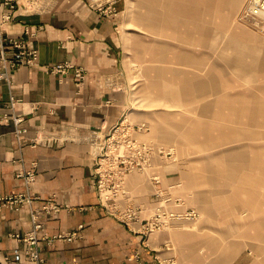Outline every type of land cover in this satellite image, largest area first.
I'll return each instance as SVG.
<instances>
[{
    "label": "rangeland",
    "instance_id": "1",
    "mask_svg": "<svg viewBox=\"0 0 264 264\" xmlns=\"http://www.w3.org/2000/svg\"><path fill=\"white\" fill-rule=\"evenodd\" d=\"M115 1L125 5L116 81L132 131L111 142L145 143L149 165L131 173L149 178L153 159V194L198 214L170 229L212 238L216 264H264V18L241 16L247 0ZM128 179L105 186L107 210L132 207L119 204Z\"/></svg>",
    "mask_w": 264,
    "mask_h": 264
},
{
    "label": "crops",
    "instance_id": "2",
    "mask_svg": "<svg viewBox=\"0 0 264 264\" xmlns=\"http://www.w3.org/2000/svg\"><path fill=\"white\" fill-rule=\"evenodd\" d=\"M34 4L30 6L36 10L27 12L20 2L2 26L10 37L35 48L38 58L36 66L13 71L9 85L0 82V195L35 198L17 212L1 209L0 262L14 250L26 260L25 245L12 236L28 232L31 210L49 202L57 210L39 216L46 235L67 234L79 225L82 230L70 241L41 242L43 264H216L212 238L202 241L199 234L170 229L179 220L197 219L198 214L179 204L169 206V194H153L151 175L157 172L153 159L149 178L130 173L124 181L127 192L119 204L138 209V222L123 223L113 217L98 195L97 143L122 125L128 103L126 91L116 81L122 68L120 24L125 5L115 0L101 6L91 0H35ZM4 12L0 7V20ZM61 62L84 70L80 84L71 76L60 81L45 70ZM13 116L22 117L19 128L26 138L38 136L41 143H17ZM26 172H31L33 181L18 177ZM159 186L162 189L160 182ZM190 211L195 217H177ZM154 220L157 228L148 231ZM201 247L207 248L204 254Z\"/></svg>",
    "mask_w": 264,
    "mask_h": 264
},
{
    "label": "built area",
    "instance_id": "3",
    "mask_svg": "<svg viewBox=\"0 0 264 264\" xmlns=\"http://www.w3.org/2000/svg\"><path fill=\"white\" fill-rule=\"evenodd\" d=\"M20 5V0H1L0 7L5 9V12L1 16L0 20V82H4L9 85L11 82V73L21 66H36L37 65V50L35 48H29L22 39L12 38L2 28L5 23L11 20L12 12ZM22 5V4H21ZM22 7H24L22 5ZM25 8V7H24ZM241 16L245 19L264 18V0H247ZM257 24V23H256ZM26 33V32H25ZM33 35V34H30ZM45 70L49 73L55 74L61 81L66 76H71L78 84H80L84 78V70L76 66L71 62H61L52 66H46ZM9 107H14V100H10ZM14 124L13 136L17 143L28 142L29 144L36 145L41 143V138L35 136L33 138H26L25 131L19 128V124L22 121V117L13 116ZM129 125H119L115 129L108 131L103 138L98 141L95 154V168L94 172L97 175L96 187L97 192L103 194L105 186H111L110 189L114 190V186L121 184L123 176L135 170H143L149 165V155L147 154L148 148L145 143L138 144L134 139H129L125 144L118 141L111 142L115 135L127 136L130 134ZM130 136V135H129ZM107 137V138H106ZM118 140V139H116ZM46 143V142H45ZM144 152L138 159L135 158V151ZM128 152L127 155H114L118 152ZM113 155H109V153ZM108 154V155H107ZM25 176L24 179L27 182L33 181L31 172H26L24 175L19 174L18 177ZM108 191V190H107ZM110 191V190H109ZM35 200L34 197L26 194H10L0 195V211L3 207H7L12 211H19L24 205L30 206ZM57 208L52 206L49 202H45L38 210H31L30 221L31 229L23 234H14L12 237L18 242H22L25 245L23 255L25 261L22 260L20 251L14 250L11 255H5L0 264H43V258L40 255L39 244L41 242H51L58 239L72 240L77 238L79 232L82 230V226L79 225L76 231H72L67 234H60L57 236H48L44 231V227L39 220V216L47 215L50 212H55ZM111 212L113 217L123 223L138 222L139 210L133 207H126L123 210H115ZM194 217V213L187 214V217ZM157 220L148 223L147 229L150 231L152 228H157Z\"/></svg>",
    "mask_w": 264,
    "mask_h": 264
},
{
    "label": "bare ground",
    "instance_id": "4",
    "mask_svg": "<svg viewBox=\"0 0 264 264\" xmlns=\"http://www.w3.org/2000/svg\"><path fill=\"white\" fill-rule=\"evenodd\" d=\"M98 144V143H97ZM261 223V222H260Z\"/></svg>",
    "mask_w": 264,
    "mask_h": 264
}]
</instances>
